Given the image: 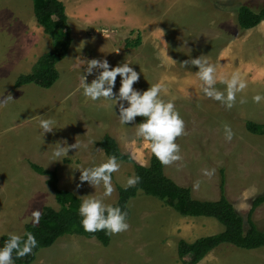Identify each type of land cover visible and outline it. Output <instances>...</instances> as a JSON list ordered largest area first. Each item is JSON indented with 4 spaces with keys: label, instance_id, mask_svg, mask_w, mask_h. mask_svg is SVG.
<instances>
[{
    "label": "rangeland",
    "instance_id": "rangeland-1",
    "mask_svg": "<svg viewBox=\"0 0 264 264\" xmlns=\"http://www.w3.org/2000/svg\"><path fill=\"white\" fill-rule=\"evenodd\" d=\"M62 1L71 17L68 23L76 46L71 45L67 56L57 63L58 80L43 88L34 83L15 87L17 77L28 71L11 68L9 63L23 58L30 40L39 42L42 37L44 49L47 45L57 48L58 41L38 24L33 0H0V238L3 234L22 236L25 225L32 223L34 210L41 214L45 206L60 207L47 184L48 176L37 173L31 163L57 170L60 188L81 199L103 193L102 184L95 188L88 182L81 184L78 169L108 157L98 144L106 133L137 162L150 163V142L137 138L131 124L120 123L115 101H92L82 95L83 69L93 58L107 59L111 66L124 60L132 64L140 73L133 85L139 90L162 84V98L173 100L184 121L183 133L174 141L181 159L165 165V173L190 187L194 198L203 200L219 198L224 178L227 197L246 220L253 199L264 193V134H253L245 125L246 120L264 123V100L252 101L257 93L264 96V21L242 31L236 11L241 3L257 8L264 0ZM129 16L147 18V22L133 28L126 22ZM102 28L108 29L107 34H101ZM138 32L142 43L127 46V40H135ZM199 56L216 65L217 74L221 66L239 63L263 82L252 89L251 97L237 93L232 107H226L204 95L202 81L195 75L197 67L180 64ZM93 78L94 74L88 75L87 82ZM119 86L118 75L114 91ZM214 87L223 92L226 85L215 83ZM40 118L56 121L52 132L43 133ZM142 119L137 116L135 121ZM225 125L233 132L231 140L225 138ZM57 141L77 142L79 148H70L66 156L53 160L51 152ZM118 163L119 170L112 173L114 190L104 198L107 204L117 200L118 187H125L127 179L135 175L132 163ZM128 206V229L111 234L107 246L94 237L65 234L41 249L30 264H182L190 255L179 258L180 239L192 242L224 229L213 217L183 219L193 216L181 215L142 190ZM179 219L183 220L176 235ZM253 220L264 231V202L254 210ZM198 264H264V246L248 250L224 243Z\"/></svg>",
    "mask_w": 264,
    "mask_h": 264
},
{
    "label": "trees",
    "instance_id": "trees-1",
    "mask_svg": "<svg viewBox=\"0 0 264 264\" xmlns=\"http://www.w3.org/2000/svg\"><path fill=\"white\" fill-rule=\"evenodd\" d=\"M33 10L39 25L53 41H58V47L41 55L28 73L20 74L14 86L20 87L34 83L43 88H50L59 78L57 63L64 59L73 42L71 27L68 23L66 6L62 0H33ZM237 22L240 30H249L264 21V1L254 8L245 2L237 7ZM142 43L140 32L135 40H127V46H139ZM144 118V117H142ZM145 119V118H144ZM246 128L253 134H264V123L246 120ZM107 156H116L117 160L130 162L134 166L135 175L139 182L131 187H118V199L113 206L119 205L122 211L130 217L128 202L135 197L139 190L163 200L177 212L184 216L213 217L223 224L224 229L218 233L201 236L189 242L180 239L178 242V255L184 258L190 255L188 262L182 264H198L212 250L221 244L228 243L243 249H257L264 246V231L253 220L254 210L264 202V193L257 195L251 204L246 220L229 200L225 192V181L221 179L220 197L217 200L196 199L190 187L182 186L165 173V165L153 154L148 165L137 162L130 153L123 152L115 137L106 133L98 142ZM31 167L39 174L48 176L47 184L55 194L60 205L59 209L45 206L40 214L39 223H27L25 232H31L37 241L32 252L17 258L13 253L15 264H30L43 249L52 246L65 234H80L88 238H97L107 246L111 241V234L105 231L94 233L85 232L78 213L81 198L73 191L62 189L59 186L57 170L45 168L39 164L31 163ZM24 234L21 236L24 238ZM9 234H3L0 245L8 239Z\"/></svg>",
    "mask_w": 264,
    "mask_h": 264
},
{
    "label": "clouds",
    "instance_id": "clouds-1",
    "mask_svg": "<svg viewBox=\"0 0 264 264\" xmlns=\"http://www.w3.org/2000/svg\"><path fill=\"white\" fill-rule=\"evenodd\" d=\"M195 66L198 70L195 75L202 81L201 90L206 97L220 101L226 107H232L236 100V94L242 92L247 83L238 71H233L230 78H221L226 85L222 92L214 85L217 80L216 65L202 56L189 58L180 63ZM91 82H87V76L93 75ZM120 77V86L116 91V78ZM140 73L132 67V64L124 60L111 66L107 59H89L83 69L80 80L82 95L89 100L97 101L101 98L115 101L118 109L120 123L131 124L135 127V136L143 141H148L151 153L164 165L181 159L179 146L175 138L180 136L184 130V121L175 108L172 99L165 100L161 93L164 90L161 83L151 84L146 90H139L133 85L138 82ZM264 96L257 93L252 96L254 103H260ZM245 100L241 98L240 103ZM0 107H3L0 104ZM137 116L144 117L136 122ZM56 121L52 118H40L38 126L43 133L52 132ZM225 138L232 139L233 132L228 125L224 126ZM51 152L53 160L66 156L70 148L78 149L79 144L68 145L66 141H57ZM120 164L116 156H108L104 161L90 167L78 169L79 181L88 182L92 187L103 186L102 195H87L81 200L78 213L82 218L80 223L85 232L94 233L105 231V234H116L128 229L126 222L127 213L122 211L119 205L113 206L104 202V198L111 196L113 192L112 173L119 170ZM205 174H208L205 171ZM139 176H131L127 179L125 187L134 186L139 182ZM81 185L78 184L77 188ZM32 223H39L40 211L32 212ZM37 245L35 236L26 232L24 238L17 234H9L8 239L0 245V264H14L13 253L17 258L32 252Z\"/></svg>",
    "mask_w": 264,
    "mask_h": 264
},
{
    "label": "crops",
    "instance_id": "crops-1",
    "mask_svg": "<svg viewBox=\"0 0 264 264\" xmlns=\"http://www.w3.org/2000/svg\"><path fill=\"white\" fill-rule=\"evenodd\" d=\"M65 4V3H64ZM67 11V10H66ZM144 12V11H143ZM67 14H68V11H67ZM68 17H69V19L71 18L70 17V14H68ZM129 21H126V22H128V24H131V26H133V28L135 27V26H139V27H141V24H143V23H145V22H147V18L146 19H144V20H142V19H139V17H135V16H129V19H128ZM117 21H118V23L121 21V20H119V16H118V19H117ZM125 22H123V24H124ZM39 24V23H38ZM41 26V25H40ZM44 31V30H43ZM137 32V31H136ZM139 33V32H138ZM138 35V34H137ZM140 35H141V33H140ZM137 37V36H136ZM141 37H142V35H141ZM40 38H42V37H40ZM40 38H38L39 39V42H37L36 40L35 41H33V40H30V43H28V45H27V50H26V52H25V54H24V56H23V58L21 59V60H17L16 62H15V64H10L9 63V65L11 66V68H13V67H21V68H24V69H26L25 71L27 72H30L31 70H32V68H33V66H34V64L37 62V60H38V58L41 56V55H43L44 53H46V52H49V51H51V50H53V49H50V48H48V45H47V47L44 49V48H42V46H41V39ZM35 43H37L38 45L37 46H35ZM75 44V45H74ZM78 45V44H77ZM81 45V47H83V43H81L80 44ZM76 46V41L74 42V37H73V42H72V48H74ZM77 48H78V46H77ZM79 57V56H78ZM18 57H15L14 58V60H16ZM14 60H12V61H14ZM222 65V64H221ZM14 68V69H15ZM17 69V68H16ZM31 69V70H30ZM30 70V71H29ZM233 71H238L240 74H241V76H242V78L246 81V83H247V87L242 91V92H239V94H241V96L242 97H244V96H249V97H251L252 96V94H251V91H252V89H254L255 87H258V85H259V83L260 82H263L254 72H252V73H249V70L248 69H246V67L244 66V64H239V63H233V64H230L229 66H221L220 67V69H219V74H217V82L216 83H222L221 82V78H225V79H227V78H230V75H231V73L233 72ZM18 73V72H17ZM16 73V74H17ZM255 105V104H254ZM175 180V179H174ZM183 186V185H182ZM186 187H188V186H186ZM192 191V190H191ZM220 197V196H219ZM117 199H118V197H117ZM217 199H219V198H217ZM217 199H215V200H217ZM207 200H209V199H207ZM117 201V200H116ZM115 201V202H116ZM114 202V203H115ZM182 215V214H181ZM184 216V215H183ZM187 218H195V219H197V217L196 216H193V217H186V218H183V219H187ZM183 219H179V220H177L176 222H175V232H176V235H178V232H177V230H178V228H180V224H181V222H182V220ZM179 224V225H178ZM63 237V236H62ZM62 237H60V238H62ZM88 238V237H87ZM94 239L95 240H98L97 238H95L94 237ZM102 244V243H101ZM179 256V255H178ZM180 258V257H179Z\"/></svg>",
    "mask_w": 264,
    "mask_h": 264
},
{
    "label": "built area",
    "instance_id": "built-area-1",
    "mask_svg": "<svg viewBox=\"0 0 264 264\" xmlns=\"http://www.w3.org/2000/svg\"><path fill=\"white\" fill-rule=\"evenodd\" d=\"M96 32H99V30L97 29ZM107 32H108V29L107 28H104V29L102 28L101 29V34L104 35V34H107Z\"/></svg>",
    "mask_w": 264,
    "mask_h": 264
}]
</instances>
